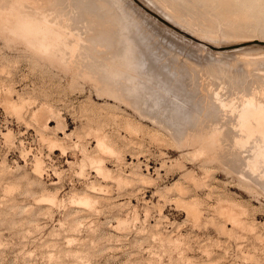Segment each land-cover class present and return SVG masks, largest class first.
Listing matches in <instances>:
<instances>
[{
    "label": "rangeland",
    "instance_id": "374dc122",
    "mask_svg": "<svg viewBox=\"0 0 264 264\" xmlns=\"http://www.w3.org/2000/svg\"><path fill=\"white\" fill-rule=\"evenodd\" d=\"M52 1L0 0V264H264L259 134L235 111L264 103V3ZM17 13L73 49L39 51Z\"/></svg>",
    "mask_w": 264,
    "mask_h": 264
},
{
    "label": "bare ground",
    "instance_id": "6f19581e",
    "mask_svg": "<svg viewBox=\"0 0 264 264\" xmlns=\"http://www.w3.org/2000/svg\"><path fill=\"white\" fill-rule=\"evenodd\" d=\"M12 1V0H11ZM15 1V0H14ZM19 1V0H18ZM53 1H55V0H53ZM53 1H52V3H53ZM57 1V0H56ZM65 1V0H64ZM74 1V0H73ZM77 1V0H76ZM94 1V0H93ZM110 1V0H109ZM108 1V2H109ZM112 1V0H111ZM110 1V2H111ZM251 1H256V2H261V3H264V0H251ZM60 2H61V0H60ZM66 2V1H65ZM78 2H79V0H78ZM78 2H77V4H78ZM87 1H83V2H80L79 3V5L80 4H83V3H86ZM102 2H103V4H102V6L100 5V3L98 4H96V6L93 4V8H94V6L97 8L98 7V5H100V7H101V9L98 7L97 9L98 10H101V14L99 13V16L100 15H102V14H104L105 15V13H103L104 11H106V10H103V9H105V7H103V6H105L104 5V2H107V0H105V1H103L102 0ZM32 3V2H31ZM62 3H63V1H62ZM75 3V2H74ZM88 3V2H87ZM86 3V4H87ZM90 3H96V2H91L90 1ZM13 4V3H12ZM72 4V3H71ZM77 4H74V5H77ZM85 4V5H86ZM89 4V3H88ZM19 5V4H18ZM24 5V4H23ZM29 5V4H28ZM58 5V4H57ZM108 5V4H107ZM9 6H10V4H9ZM26 6V5H25ZM63 6V5H62ZM65 6V5H64ZM87 6V5H86ZM88 6H90L91 7V5H88ZM13 7V6H12ZM30 7H31V5H30ZM48 7V6H47ZM72 7H73V4H72ZM81 7V6H80ZM85 7V6H84ZM84 7H82V8H84ZM91 7V8H92ZM102 7H103V9H102ZM106 7H108V6H106ZM150 7V6H149ZM6 8V7H5ZM53 8V6L51 7V9ZM56 8H57V6H56ZM82 8H80V9H82ZM88 8V7H87ZM92 8V9H93ZM96 8H94L93 10H90L89 9V11H91L92 13L94 12V16L97 14V12H98V10L96 11L95 9ZM10 9V8H9ZM13 9V8H12ZM29 9V8H28ZM39 9V8H38ZM44 9V8H43ZM59 9H62V7H60ZM32 10V9H31ZM49 10H50V8H49ZM48 10V11H49ZM73 10V9H72ZM103 10V11H102ZM12 11V10H11ZM37 11V10H36ZM40 11V10H39ZM44 11V10H43ZM51 11V10H50ZM58 10H56V12H57ZM63 11V10H62ZM76 11V10H75ZM85 11H86V14H87V11H88V9L86 10V8H85ZM10 12V11H9ZM46 12H47V10H46ZM60 12V11H59ZM58 12V13H59ZM64 12V11H63ZM68 12V11H67ZM95 12H96V14H95ZM107 12V11H106ZM11 13V12H10ZM44 13V12H43ZM66 13V12H65ZM73 13H75V12H73ZM89 13V12H88ZM37 14V13H36ZM49 14V13H48ZM64 14V13H63ZM53 15V14H52ZM73 15V14H72ZM78 15V14H77ZM87 15H90V14H87ZM98 15V14H97ZM10 16H12V15H10ZM9 16V18H12V20H10L9 22L11 23H9L8 21L4 24V26L3 27H5V25L7 24V23H9L10 24V27H9V25L6 27V28H10V29H12V33H15V31H17L16 32V34L19 32L20 33V35H22L23 36V38L24 39H26V41L27 42H31V44L32 45H34L35 46V48L36 49H40L39 51H41V49H43V51L45 50V51H47L48 53H49V50L52 52V51H54V50H56V52H55V54L57 53H59V54H64L63 52L64 51H66L67 49H73L72 47L74 46V42L71 40V42H67L68 41V39H67V41H65V39L63 38L64 37V35L65 34H62L61 32H59L58 30H55V29H53L52 27H51V25H53V27H54V23L52 24V23H50L46 18V16L44 15V14H42V17H43V20L44 21H38V20H36V18L35 19H33V18H30V17H28L27 15H22V14H15V15H13V17H10ZM50 16V15H49ZM56 16V15H55ZM58 16V15H57ZM80 16V15H79ZM81 16H84V15H82L81 14ZM80 16V17H81ZM8 16L5 14V16H4V18H6L7 20H8V18H7ZM46 17V18H45ZM78 17V16H77ZM85 17H86V15H85ZM90 17V16H89ZM93 16H91V18H92ZM3 18V19H4ZM52 18V17H51ZM74 18V17H73ZM84 18V17H83ZM88 18V17H87ZM90 18V19H91ZM115 18V17H114ZM118 18V17H117ZM117 18L116 19H114L115 21H119L120 22V20L121 19H119V20H117ZM6 19H4V20H6ZM49 19V18H48ZM55 19V18H54ZM62 19V18H61ZM69 19V18H68ZM77 19V18H76ZM80 19V18H79ZM86 19V18H85ZM90 19H89V21H90ZM96 19V18H95ZM72 20V19H71ZM93 20V19H92ZM113 19H112V21H114ZM77 21H78V19H77ZM81 21L83 22V20L81 19ZM111 21V22H112ZM122 21V20H121ZM80 22V21H79ZM85 22V21H84ZM119 22L118 23H111L112 25H117V24H119ZM57 23V22H56ZM55 23V24H56ZM86 23V22H85ZM84 23V24H85ZM91 23V22H90ZM96 23H98V22H96ZM126 23V22H125ZM120 24H122V25H124L125 26V24H124V22H120ZM117 25V27L116 28H118V26H122V25ZM76 24L74 23V26H75ZM88 25H89V23H88ZM127 25L128 24H126V28L124 27V29H123V27H119V29H117L118 31H116V33L117 34H120V31L122 32V31H124L125 29H126V31L127 32H129V30L131 29V27H129V30H128V28H127ZM132 26V25H131ZM1 27V26H0ZM56 27V26H55ZM77 27H78V25H77ZM83 27V26H82ZM86 27V26H85ZM84 27V28H85ZM90 27V26H89ZM114 27V26H113ZM135 27V26H134ZM59 28H60V26H59ZM64 28V27H63ZM62 28V29H63ZM73 28V27H72ZM87 28V27H86ZM71 29V28H70ZM78 29V28H77ZM80 29V28H79ZM78 29V30H79ZM89 29V28H88ZM92 29V28H91ZM134 29V28H133ZM4 30V29H3ZM9 30V29H8ZM65 30H66V28H65ZM64 30V31H65ZM86 30V29H85ZM90 30V29H89ZM80 31V30H79ZM81 31H82V29H81ZM101 31V30H100ZM133 30H131L130 31V34H131V32H132ZM68 32V31H67ZM99 32V31H98ZM113 33H114V30L112 31ZM127 32H124V33H127ZM66 33V32H65ZM78 33V32H77ZM76 33V34H77ZM102 33V32H101ZM115 33V34H116ZM135 34V32H132V34ZM69 34H74L76 37H78L75 33H73V32H69ZM79 34V33H78ZM84 34V33H83ZM93 34V33H92ZM95 34V33H94ZM94 34L93 35H90V36H94ZM100 34V33H99ZM106 34H107V32H106ZM109 34V33H108ZM122 35H123V32L121 33ZM120 34V35H121ZM131 34V35H132ZM13 35H15V34H13ZM80 35V34H79ZM97 35V34H96ZM101 35V34H100ZM120 35H117L118 37L120 36ZM121 35V36H122ZM126 36H128L129 34L127 33V34H125ZM137 34H135L134 36L132 35L131 37H135ZM18 36H19V34H18ZM65 36H68V35H65ZM83 36V35H82ZM85 36V35H84ZM103 36V35H102ZM124 36V35H123ZM122 36V37H123ZM130 36V35H129ZM107 37V36H106ZM117 37V38H118ZM79 38V37H78ZM81 38V37H80ZM100 38V37H99ZM109 39L111 38V37H108ZM120 38V37H119ZM124 39L126 38V37H123ZM122 38V39H123ZM129 38L130 37H128V38H126V40H128L129 42H131V41H133V40H129ZM138 37H135L134 39H136L135 40V42H137L138 41V39H140V38H138ZM109 39H107V40H109ZM112 39V38H111ZM123 39V40H124ZM131 39V38H130ZM75 40V39H74ZM78 40H81V39H78ZM106 40V39H105ZM104 40V41H105ZM106 40V41H107ZM120 40V39H119ZM98 41H99V39H98ZM103 41V42H104ZM82 42V41H81ZM102 42V43H103ZM128 42V45L130 44ZM84 43V42H83ZM109 42H106V44H108ZM113 43V42H112ZM121 43V42H120ZM133 43V44H132ZM138 43V42H137ZM87 44H89V43H87ZM122 44V43H121ZM127 44V43H126ZM131 44L132 45H134V42H131ZM140 44V43H139ZM139 44H138V46H139ZM90 45V44H89ZM89 45H88V47H89ZM94 45V44H93ZM93 45H91V46H93ZM96 45H97V43H96ZM119 45V44H118ZM132 45H130V46H132ZM136 45V44H135ZM133 46V47H135L136 48V46ZM30 46V45H29ZM99 46V45H98ZM107 46V45H106ZM117 46V45H116ZM121 46V45H120ZM125 46V45H124ZM123 46V47H124ZM127 46V45H126ZM125 46V47H126ZM140 46H141V44H140ZM119 47V46H118ZM142 47V46H141ZM140 47V48H141ZM34 48V47H33ZM91 48V47H90ZM93 48H95L94 46H93ZM134 48V49H135ZM92 49V48H91ZM97 49V48H96ZM119 49H121V48H119ZM118 49V50H119ZM123 49V48H122ZM138 49V48H137ZM143 49V48H142ZM133 50V49H132ZM131 50V51H132ZM82 51H83V49H82ZM130 51V50H129ZM137 51V50H136ZM260 51V50H259ZM42 52V51H41ZM50 52V53H51ZM126 52V51H125ZM143 52V51H142ZM45 53V52H44ZM81 53V52H80ZM117 53V52H116ZM262 54H261V56L263 55L264 56V52H261ZM52 54H54V53H52ZM56 54V55H57ZM84 54V53H83ZM88 54V53H87ZM112 54V53H111ZM122 55H125L124 53H121ZM148 54H151V53H148ZM147 54V55H148ZM252 54H253V52H252ZM256 54V53H255ZM255 54H254V56L252 55L251 57H256L255 56ZM85 55V54H84ZM97 55V54H96ZM138 55V54H137ZM242 55V54H241ZM246 55V54H245ZM257 55V54H256ZM83 56V55H82ZM136 56V55H135ZM246 56H248V55H246ZM258 56V55H257ZM59 57H61L60 55H59ZM137 57H139V55L137 56ZM141 57V56H140ZM143 57H144V55H143ZM62 58V57H61ZM130 58V57H129ZM80 59V58H79ZM134 59L135 58H133V61H134ZM148 59V58H147ZM154 59V58H153ZM81 60V59H80ZM131 60V59H130ZM140 60H141V58H140ZM143 60V59H142ZM142 60H141V62H142ZM155 60V59H154ZM253 60V59H252ZM94 61H95V59H94ZM93 61V62H94ZM97 61V60H96ZM137 61V60H136ZM148 61V60H147ZM58 62V61H57ZM141 62H138V63H141ZM153 62H156V61H153ZM96 63V62H95ZM128 63H130V62H128ZM132 63V65H133V63H135V62H131ZM130 63V64H131ZM137 63V62H136ZM146 63V62H145ZM158 63V62H157ZM151 64V63H150ZM128 65V64H127ZM138 65V64H137ZM146 65H147V63H146ZM156 65V64H155ZM95 66V65H94ZM131 66V65H130ZM143 66V65H142ZM149 66V65H148ZM101 67V66H100ZM144 67L146 68V66L144 65ZM94 68V67H93ZM109 68V67H108ZM135 68V67H134ZM139 68V67H138ZM154 68V67H153ZM160 68V67H159ZM103 69H104V67H103ZM103 69H100V70H103ZM107 69V68H106ZM110 69V68H109ZM133 69V68H132ZM137 69V68H136ZM158 69V68H157ZM99 70V69H98ZM108 70V69H107ZM138 70V69H137ZM136 71V70H135ZM154 71V70H153ZM97 72V71H96ZM103 72V71H102ZM106 72V71H105ZM148 72V71H147ZM155 72V71H154ZM112 73V72H111ZM106 74V73H105ZM113 74V73H112ZM115 74H116V72H115ZM135 74V73H134ZM142 74V73H141ZM184 74V73H183ZM129 75V74H128ZM138 75V74H137ZM108 76V75H107ZM110 76V75H109ZM120 76V75H119ZM106 77V76H105ZM123 77V76H122ZM134 77H135V75H134ZM182 77V76H181ZM111 78V77H110ZM110 78H109V80H110ZM136 78V77H135ZM172 78V77H171ZM116 79V78H115ZM142 79V78H141ZM167 79V78H166ZM183 79V78H182ZM130 80V79H129ZM133 80V78L131 79V81ZM135 81H136V79H135ZM149 81V80H148ZM163 81V80H162ZM184 81V80H183ZM182 81V82H183ZM120 82V81H119ZM127 82V81H126ZM121 83V82H120ZM125 84V83H124ZM128 84V83H127ZM150 84V83H149ZM178 84V83H177ZM176 84V85H177ZM264 84V83H263ZM107 85V84H106ZM105 85V86H106ZM110 85V84H109ZM112 85V84H111ZM115 85V84H114ZM120 85V84H119ZM133 85V84H132ZM131 85V86H132ZM135 85L137 86V84L135 83ZM173 85V84H172ZM126 86V85H125ZM138 86H140V85H138ZM137 86V87H138ZM139 88V87H138ZM140 88H142V87H140ZM263 88V87H262ZM120 89H122V88H120ZM143 89V88H142ZM149 89V88H148ZM138 90H140V89H138ZM144 90H145V88H144ZM144 90H143V92H144ZM146 90H147V88H146ZM118 91V90H117ZM148 91V90H147ZM146 91V92H147ZM161 91V90H160ZM262 91V90H261ZM121 92V91H120ZM150 92V91H149ZM148 92V93H149ZM253 92V91H252ZM258 92V91H257ZM138 93H140V92H138ZM137 93V94H138ZM179 93V92H178ZM216 93H218V92H215V94ZM251 93V92H250ZM133 94V93H132ZM134 94H136V93H134ZM146 94V93H145ZM145 94L143 95V96H145ZM151 94V93H150ZM242 94H245V93H242ZM139 95V94H138ZM140 95H142V92H141V94ZM147 95V94H146ZM213 95V94H212ZM218 95V94H217ZM247 95V94H246ZM245 95V97L243 98V100L241 101V102H239L241 105H240V108H237L238 109V112H237V110H235L236 111V113H238L237 114V116H238V120H239V126L242 128V127H244V128H248V131H249V133H252V132H254V131H256L258 134H259V138L257 139V141H255V145H254V147H253V149H252V153H254V156H252V157H254L255 158V160L257 161L258 159H260L263 163H264V103H262L263 102V98L261 99V100H259V101H256V100H254V99H256L257 97H253V95H247L246 96ZM148 96V95H147ZM241 96V95H240ZM254 96H256V95H254ZM122 97H123V95H122ZM146 97V96H145ZM148 97H151V96H148ZM152 97H153V95H152ZM222 97V96H221ZM241 97H243V96H241ZM139 98V97H138ZM137 98V99H138ZM143 98V97H142ZM154 98V97H153ZM216 98V97H215ZM219 98V97H218ZM217 98V99H218ZM224 98V97H223ZM145 99H147V98H145ZM152 99V98H151ZM150 99V100H151ZM221 99V98H220ZM242 99V98H241ZM259 99H260V97H259ZM216 100V99H215ZM219 100V99H218ZM144 101V100H143ZM159 101V100H158ZM225 101V100H224ZM235 101V100H234ZM234 101H231V103L232 102H234ZM145 102V101H144ZM146 102H147V100H146ZM148 102H149V99H148ZM154 102V101H153ZM214 102V101H213ZM221 104H227V103H225V102H223V100H220L219 101ZM228 102V101H227ZM155 103V102H154ZM229 103V102H228ZM216 104V103H215ZM229 105H230V103H229ZM238 105V104H237ZM156 106H157V104H156ZM226 106H228V104L226 105ZM235 106V105H234ZM155 107V106H154ZM224 108H225V106H223ZM239 107V106H238ZM139 108V107H138ZM230 108V107H229ZM223 109V108H222ZM191 110V109H190ZM234 110V109H233ZM179 112V111H178ZM152 114H154V113H152ZM156 114V113H155ZM158 115V114H157ZM160 115V114H159ZM147 116V115H146ZM156 118V117H155ZM250 119L252 120V119H254V124H251V121H250ZM217 120V119H216ZM214 121V120H213ZM233 121H234V119H233ZM216 122V121H215ZM213 124V123H212ZM237 124H238V122H237ZM226 125V124H225ZM234 125V124H233ZM231 126V125H230ZM238 126V127H239ZM182 127V126H181ZM222 127V126H221ZM227 127V126H226ZM231 128V127H230ZM228 129V128H227ZM168 130H169V128H168ZM241 130V129H240ZM223 131V130H222ZM215 132V131H214ZM199 133V132H198ZM204 134V133H203ZM216 134V133H215ZM244 134V133H243ZM206 135V134H205ZM209 135V134H208ZM211 135V134H210ZM218 135V134H217ZM255 135V134H254ZM197 136V135H196ZM199 136V135H198ZM201 136H202V134H201ZM241 136V135H240ZM257 136V135H256ZM213 137V136H212ZM204 138V137H203ZM203 138H202V140H203ZM218 139V138H217ZM239 139V138H238ZM195 140V139H194ZM210 140V139H209ZM240 140H243V139H240ZM198 141V140H197ZM206 141V140H205ZM208 141V140H207ZM248 141V140H247ZM196 142V141H195ZM201 142V141H200ZM219 142V141H218ZM235 142H237L236 140H235ZM240 142V141H239ZM242 143H243V141H242ZM199 144V143H198ZM212 144V143H211ZM216 144H217V142H216ZM241 144V143H240ZM211 146V145H210ZM245 146V145H244ZM206 147V146H205ZM220 147V146H219ZM222 147V146H221ZM211 149V148H210ZM244 153V152H243ZM247 156V155H246ZM248 158V157H247ZM251 160L253 159V158H250ZM245 160V159H244ZM244 160H243V162H244ZM247 160V159H246ZM259 161V160H258ZM257 161V163H260V162H258ZM255 162V161H254ZM253 162V163H254ZM254 164H256V163H254ZM262 164V163H261ZM39 165V164H38ZM254 173V172H253ZM243 176V175H242ZM248 177V176H247ZM262 188V187H261ZM81 199V198H80Z\"/></svg>",
    "mask_w": 264,
    "mask_h": 264
}]
</instances>
